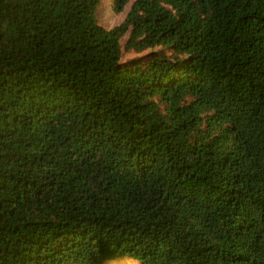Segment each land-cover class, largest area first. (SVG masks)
I'll use <instances>...</instances> for the list:
<instances>
[{"label":"trees","instance_id":"16d2710c","mask_svg":"<svg viewBox=\"0 0 264 264\" xmlns=\"http://www.w3.org/2000/svg\"><path fill=\"white\" fill-rule=\"evenodd\" d=\"M102 1L0 0V264H264V0Z\"/></svg>","mask_w":264,"mask_h":264},{"label":"rangeland","instance_id":"374dc122","mask_svg":"<svg viewBox=\"0 0 264 264\" xmlns=\"http://www.w3.org/2000/svg\"><path fill=\"white\" fill-rule=\"evenodd\" d=\"M102 2L103 3H102V7L100 9V14H99L100 23L105 28L112 29L123 21L124 15L116 16L113 14L111 10L112 0H103ZM127 58L128 59L134 58V55L130 54L127 56ZM108 264H138V263H134L131 260H117L114 262H110Z\"/></svg>","mask_w":264,"mask_h":264}]
</instances>
